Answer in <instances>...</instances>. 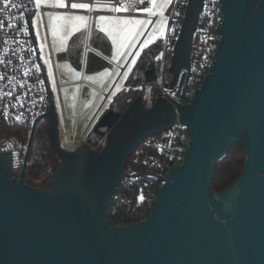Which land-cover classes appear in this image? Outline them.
Listing matches in <instances>:
<instances>
[{
    "label": "water",
    "instance_id": "obj_1",
    "mask_svg": "<svg viewBox=\"0 0 264 264\" xmlns=\"http://www.w3.org/2000/svg\"><path fill=\"white\" fill-rule=\"evenodd\" d=\"M203 1L191 0L185 15L170 87L190 70ZM220 4L221 38L209 74L177 111L163 97L151 107L141 97L123 112L113 106L87 142L68 151L53 103L43 118L58 167L46 187L25 180L35 128L19 179L0 152V264H264V0ZM30 33L37 45L32 25ZM156 78L155 68L145 72L146 82ZM177 117L191 133L184 163L171 170L147 220L109 226L130 158ZM127 124L134 131L119 140L128 136ZM103 137L105 146L93 148ZM234 144L245 154L243 174L216 192L217 165Z\"/></svg>",
    "mask_w": 264,
    "mask_h": 264
},
{
    "label": "built area",
    "instance_id": "obj_2",
    "mask_svg": "<svg viewBox=\"0 0 264 264\" xmlns=\"http://www.w3.org/2000/svg\"><path fill=\"white\" fill-rule=\"evenodd\" d=\"M12 2L23 5V7L15 9L9 7L4 12H0V20L7 19L8 23L17 25L15 28L5 26L0 29V77H3L0 79V152L9 154L10 172L12 177L19 179L22 175L28 143L22 142L26 136L23 131L17 134H9L8 130L23 128L28 131L27 136L30 139L32 130L53 105L54 95L39 48L30 37L31 20L36 7L31 0H10V3ZM67 2L69 4L82 2L90 5L122 6L128 7L129 10L116 13L103 10L88 11L41 7L40 13L43 22L45 23L44 14L47 12L84 15L88 17V24L93 18L100 15L143 18L151 20L146 30L148 33L159 17L158 15L150 16L148 13L138 10L148 4L140 5L135 0L131 5L129 0H67ZM190 3L191 0H174L165 34L160 39V54L156 69L157 78L154 82L148 83L150 86H156L160 97L167 99L176 111L177 105L187 104L205 81L221 38L220 0H204L194 32L190 70L183 69L177 85L170 87L173 80L170 68L174 49ZM0 8H3L2 0H0ZM21 13H23L22 17ZM12 17L15 19H11ZM45 31L49 42L46 27ZM87 39L89 40L88 31ZM85 47L90 49L87 44ZM51 58L53 60L52 53ZM53 69L58 98L62 104L60 90L65 84L59 83L54 62ZM183 72L185 75L182 80ZM76 84L80 87V96H82L85 86L93 87L83 77ZM98 112L99 110L82 131L79 130L77 113L74 128L70 130L62 107L66 142L68 144H85L90 137ZM190 139V128L181 124L177 117L176 122L169 130L143 142L142 146H144L139 147L130 158L126 166L127 176L120 181L115 191L109 209V226L140 223L150 217L159 191L168 182L171 170L184 163ZM92 146L96 150L102 149L99 142L92 144Z\"/></svg>",
    "mask_w": 264,
    "mask_h": 264
},
{
    "label": "rangeland",
    "instance_id": "obj_3",
    "mask_svg": "<svg viewBox=\"0 0 264 264\" xmlns=\"http://www.w3.org/2000/svg\"><path fill=\"white\" fill-rule=\"evenodd\" d=\"M49 2H54V0H49ZM174 0H171L170 4L163 3V0H157V5L155 10L157 11L158 20L152 26L150 31L146 33V30L150 23H146L145 25L141 26L137 29V32L140 33L134 37H132L129 41V46L123 49L124 55L116 58L118 63H124L127 58L135 51V55L139 56L144 49L156 47L160 44V39L164 36L166 27L168 25L169 13L172 9ZM44 7V6H42ZM144 7H152L151 4L145 5ZM163 10V15L161 16L159 12ZM40 9H36L32 18L35 17L36 12ZM48 13V12H47ZM54 14L59 12H52ZM59 14H68L71 16H76L77 14H70V13H59ZM84 16V15H83ZM151 16V15H150ZM98 17V16H97ZM97 17L93 18V20L88 24V20L81 24L79 21H73V24L77 26L76 29H69L66 33L64 31L63 22L62 21H54L53 23L59 25L57 35L55 37L51 34V27L48 22V17L45 15L43 26L39 24L36 27H33V31L35 34V38L37 41V46L39 48L41 59L46 67L49 83L51 86L52 93L54 95V106L56 117L58 121V130H59V142L60 146L68 151H73L78 149L82 146V144H68L66 142L65 137V126H64V118L62 113V107L64 110V114L66 117L67 124L70 130H73L76 120V115L78 113V126L79 130L82 131L91 121V119L96 114L97 110L100 108L103 96L100 93H96L94 89L88 88V90L84 93V95L79 96V85L72 84L63 86L60 90L61 93V102L59 101L57 89H56V81L54 77V69H53V62L55 64L58 81L59 83H71L81 79V70L79 69L78 65L74 59L71 58L75 48L84 45L85 35L87 31L89 32V37L91 41L93 40L94 35L102 34L105 36L111 43V39L107 32H101L99 29L101 26L110 29L112 25L108 22H101L97 19ZM121 19H131L126 17H119ZM134 19H141L144 21H150V19H143V18H134ZM45 27L47 29V35L49 42L47 40ZM147 42V44H146ZM50 44V47H49ZM146 44V46H145ZM91 45V43H90ZM115 51V46L112 45ZM51 50V51H50ZM139 52V53H138ZM51 53L53 55V60L51 58ZM132 55L133 56L135 55ZM125 70V69H124ZM120 72V69H119ZM127 76L129 73L127 72ZM89 75L86 76V80L95 83L96 78H92L91 80L88 79ZM120 84L117 87L119 88ZM87 88V87H86ZM155 86L152 88L146 87L145 93L148 91L155 90ZM157 89V88H156ZM129 90V89H126ZM124 90V91H126ZM124 91L122 93H124ZM102 108V107H101ZM95 122L93 123L92 129L95 128L99 121V117L95 118ZM98 120V121H97ZM122 131L128 132V136L124 137L123 135L119 136V140H126L129 136L132 135L134 128L132 124H127L126 126L122 127Z\"/></svg>",
    "mask_w": 264,
    "mask_h": 264
},
{
    "label": "snow or ice",
    "instance_id": "obj_4",
    "mask_svg": "<svg viewBox=\"0 0 264 264\" xmlns=\"http://www.w3.org/2000/svg\"><path fill=\"white\" fill-rule=\"evenodd\" d=\"M3 2V8H0V12H4L9 7L12 9L23 7V5H18L14 2L10 3V0H2ZM32 3H34L36 9H40L42 6L44 7H52L57 9H66L70 8L71 10H88V11H97V10H103L108 12H127L129 10L128 7H122V6H109V5H102V4H95L90 5L89 3H82V2H71L70 4L67 2V0H54V2H49V0H31ZM136 3H139L140 5L144 4H151L152 7H143L142 9H138L140 11L146 12L151 16L157 15V11L155 10L157 5V0H135ZM133 3V0H129V4L131 5ZM163 3L170 4L171 0H163ZM159 14L163 15V10L159 12ZM48 17V22L51 27V34L53 37L57 35L59 25L53 23L54 21H62L64 31L67 33L69 29H76L77 26L73 24V21H79L81 24H84L88 20L87 16L83 15H76L71 16L68 14H59V13H52L48 12L45 13ZM23 16V13H21V17ZM11 19H15V17H12ZM97 19L101 22H108L112 25L110 29L105 28L103 26L100 27L101 32H107L112 45L115 46V52L113 53L112 58L116 59L120 57L121 55H124L123 49L129 46V41L132 37L140 34L137 32V29L141 26L145 25L146 23H150V21H144L141 19H121L119 17H111V16H105L100 15L97 17ZM43 18L42 14L37 11L35 14V17L32 18L31 24L33 27H36L38 24L40 26H43ZM5 26L10 28H15L17 25L8 23L7 19L0 20V29H3ZM147 44V42H146ZM145 44V46H146ZM127 73H125V76ZM3 77H0L2 79ZM88 79H92V77H88ZM8 95H11V93H8ZM19 119V117H17ZM142 198V197H141Z\"/></svg>",
    "mask_w": 264,
    "mask_h": 264
},
{
    "label": "trees",
    "instance_id": "obj_5",
    "mask_svg": "<svg viewBox=\"0 0 264 264\" xmlns=\"http://www.w3.org/2000/svg\"><path fill=\"white\" fill-rule=\"evenodd\" d=\"M142 54L149 55L153 58L158 57L160 54V44L156 47L144 49ZM143 60L144 63L137 69L143 70L150 66L152 64L151 62L156 63L155 60H151L149 63L146 57ZM20 131H23L24 135H26L22 139V142L27 144L29 141L27 130L23 128H12L8 130V133L17 134ZM143 146L141 145L140 147ZM244 162L245 154L242 147L239 144L232 145L217 165L213 183L214 190L220 192L240 177L244 171ZM57 167L58 163L52 159L48 122L43 118L35 127L25 180L34 187H46Z\"/></svg>",
    "mask_w": 264,
    "mask_h": 264
},
{
    "label": "crops",
    "instance_id": "obj_6",
    "mask_svg": "<svg viewBox=\"0 0 264 264\" xmlns=\"http://www.w3.org/2000/svg\"><path fill=\"white\" fill-rule=\"evenodd\" d=\"M86 44L89 45L90 49H86ZM114 52V48L105 36L96 34L91 41L90 37L89 40L87 39L86 33L84 45L75 48L73 55H71V58L74 59L76 65H78L81 70V78L83 77L85 81L93 86H85L82 95H84L88 88H92L96 93H100L103 96L100 108L103 103L112 102L115 97L126 90L129 85V76H127L128 74L125 76V73H129L128 64L135 51L124 63H118L116 59L112 58ZM123 68L125 70H122ZM88 75L93 79L96 78V82L92 83L86 80V76ZM77 81L62 84H65L64 86L72 85L76 84ZM119 84V88L121 89L117 90ZM80 92L81 90L79 88V96ZM100 108L98 110H100Z\"/></svg>",
    "mask_w": 264,
    "mask_h": 264
},
{
    "label": "flooded vegetation",
    "instance_id": "obj_7",
    "mask_svg": "<svg viewBox=\"0 0 264 264\" xmlns=\"http://www.w3.org/2000/svg\"><path fill=\"white\" fill-rule=\"evenodd\" d=\"M139 53V52H138ZM139 54V56L135 55L129 62V80L130 83L128 85L129 90L124 91V93H121L115 97V99L110 103H103L102 108H100L97 116L99 117V120L101 117L106 113L108 110H110L111 107L116 106L118 110H121L122 112L127 109L129 104H131L136 98L141 97L146 107H151V105L154 103V101L160 97V93L158 88H154L155 90H149L148 93H145L146 87L152 88L153 86L148 85V82L145 81V72L150 68L157 69L158 65V57H151L149 55ZM146 57L148 62L150 63L151 60H155V62H151L150 66L146 67L143 70L137 69L139 66H142L144 63L143 58ZM96 116V118H97ZM96 120V119H95ZM98 121V120H97ZM95 122V121H94ZM99 122V121H98ZM98 124V123H97ZM96 128V126H95ZM94 128V129H95ZM94 129H91L90 135L93 132ZM102 148L105 146L106 138L103 137L100 140H98Z\"/></svg>",
    "mask_w": 264,
    "mask_h": 264
}]
</instances>
